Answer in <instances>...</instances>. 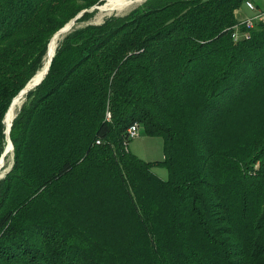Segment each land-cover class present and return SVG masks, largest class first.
I'll return each instance as SVG.
<instances>
[{
	"label": "trees",
	"instance_id": "obj_1",
	"mask_svg": "<svg viewBox=\"0 0 264 264\" xmlns=\"http://www.w3.org/2000/svg\"><path fill=\"white\" fill-rule=\"evenodd\" d=\"M245 1L144 0L58 40L10 127L0 264H264V22L247 31ZM103 2L0 0V156L51 36ZM135 122L162 159L128 151Z\"/></svg>",
	"mask_w": 264,
	"mask_h": 264
},
{
	"label": "rangeland",
	"instance_id": "obj_2",
	"mask_svg": "<svg viewBox=\"0 0 264 264\" xmlns=\"http://www.w3.org/2000/svg\"><path fill=\"white\" fill-rule=\"evenodd\" d=\"M105 1L106 0H104V2ZM104 2L101 4L93 5L88 9H83L82 15L84 14V12H86L88 14V16L86 18H84V20H82V21H79V22L76 21L71 26V28L69 30H71L74 26L78 27V26H82L86 23L99 24L106 17H108L110 15H119V16L125 15L128 12H130L133 8L137 7L138 5H140L142 3V2H140L139 4L129 8V10L118 13L117 11H101L98 6L103 5ZM252 2L255 5V2L253 0H252ZM258 3H260L261 6L264 5L263 0H258ZM252 14H253V11L246 6L245 2H243L242 5L240 6V8L238 9L236 15H238L237 18L243 19V18H246L247 16L249 17ZM61 37L62 36H60L59 39H61ZM23 99H24V97L22 98L21 103H22ZM21 103H20V105H21ZM20 105H19V107H20ZM19 107H17L16 111L18 110ZM139 126H140V124H139ZM127 149L131 153H133V154L137 155L138 157H140L144 160H147V161L160 160L163 158L161 139L159 137L148 136L142 130L141 127H140V131H139L138 136H136L134 138H130L128 140ZM11 162H12V152L5 154V158L3 160L4 166L2 165L3 166L2 170L5 171L6 168L11 164ZM152 169H153V172L155 174H157L160 178H162V179L167 178L168 172H167L166 167L160 166V165H155V166H153ZM3 171H1V172H3Z\"/></svg>",
	"mask_w": 264,
	"mask_h": 264
},
{
	"label": "bare ground",
	"instance_id": "obj_3",
	"mask_svg": "<svg viewBox=\"0 0 264 264\" xmlns=\"http://www.w3.org/2000/svg\"><path fill=\"white\" fill-rule=\"evenodd\" d=\"M143 1L144 0H106L105 4L98 6V7L101 11H117L119 13V12H124V11L129 10V8L135 6V5H137ZM60 36H61L60 34H57L51 38V40L48 44L47 53L45 54V57L43 60V64H42L41 68L36 72L34 78L31 80V84L37 82L45 74V70L48 66V62H49L50 58H52V56L55 52V48L57 46V43H58ZM24 93L25 92H23L19 96H16V98L13 99V102L11 103V105L9 106V108L7 110L5 120H4L5 126L7 129L11 125V122L14 118L15 113H16V109H17V107H19ZM134 125H135V123L132 124L131 126H129L128 130L132 129V127ZM8 147L9 148H8L6 154L11 152V147L9 146V143H8ZM4 158H5V156H4ZM4 158H3V160H4ZM3 160L1 162L0 174H1V171H3L2 170V168L4 166Z\"/></svg>",
	"mask_w": 264,
	"mask_h": 264
},
{
	"label": "water",
	"instance_id": "obj_4",
	"mask_svg": "<svg viewBox=\"0 0 264 264\" xmlns=\"http://www.w3.org/2000/svg\"><path fill=\"white\" fill-rule=\"evenodd\" d=\"M106 3V1L104 2V4ZM82 12L83 11H81V12H79L77 15H75L68 23H66L63 27H61L60 29H58L52 36H51V38L53 37V36H55V35H57V34H60L61 36H63L66 32H68V30L71 28V26L77 21V19L82 15ZM51 38H50V40H51ZM50 40H49V42H50ZM49 42H48V44H49ZM47 48H48V45H47ZM46 53H47V51H46ZM55 53V52H54ZM54 55V54H53ZM53 57V56H52ZM51 59L52 58H50V60H49V62H48V66H47V68H46V70H45V74L47 73V71H48V68H49V65H50V62H51ZM36 74V73H35ZM35 74L29 79V81L25 84V86L17 93V95L16 96H19V95H21L23 92H27L28 90H30V89H32L34 86H36L37 84H39L40 83V81L43 79V77L45 76V74L37 81V82H35V83H33V84H31V80L34 78V76H35ZM24 93V94H25ZM16 96H14L13 98H12V100H11V102H10V104H9V106L11 105V103L13 102V99L14 98H16ZM23 97H24V95H23ZM9 106H8V108H9ZM8 110V109H7ZM6 113H7V111L5 112V115H4V120H5V116H6ZM16 114V113H15ZM15 116V115H14ZM11 124H12V122H11ZM10 127H11V125H10ZM10 127L7 129V128H5V135H6V141H7V143H6V145H5V148H4V150H3V152H2V154H1V156H0V167H1V162H2V160H3V158H4V156H5V154H6V152H7V150H8V143H9V146L11 147V152H13V144H12V142H11V140H10V137H9V131H10ZM11 165H12V162H11V164L6 168V170L5 171H3V172H1V174H0V178H2L3 176H4V174H5V172L6 171H8L9 169H10V167H11Z\"/></svg>",
	"mask_w": 264,
	"mask_h": 264
},
{
	"label": "built area",
	"instance_id": "obj_5",
	"mask_svg": "<svg viewBox=\"0 0 264 264\" xmlns=\"http://www.w3.org/2000/svg\"><path fill=\"white\" fill-rule=\"evenodd\" d=\"M246 6L253 11V14L249 17H246L243 20V24L246 27L247 31L248 29H252L255 24L259 21L264 22V8L263 9H258L254 3L251 0H246L245 1ZM234 32H233V37L234 39H238L241 36L248 37L247 31L244 33L239 30L238 25L233 26ZM111 116L110 112L106 113V117L109 119ZM140 127L138 122H135V125L132 127V129L127 131V137L134 138L138 136ZM96 143H99L97 140Z\"/></svg>",
	"mask_w": 264,
	"mask_h": 264
},
{
	"label": "crops",
	"instance_id": "obj_6",
	"mask_svg": "<svg viewBox=\"0 0 264 264\" xmlns=\"http://www.w3.org/2000/svg\"><path fill=\"white\" fill-rule=\"evenodd\" d=\"M264 1V0H263ZM261 7H264V5H262Z\"/></svg>",
	"mask_w": 264,
	"mask_h": 264
}]
</instances>
